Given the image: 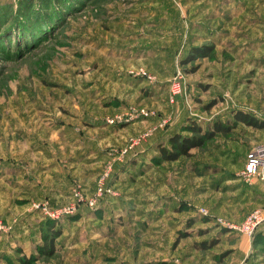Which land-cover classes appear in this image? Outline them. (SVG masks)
Returning <instances> with one entry per match:
<instances>
[{"label":"rangeland","instance_id":"obj_1","mask_svg":"<svg viewBox=\"0 0 264 264\" xmlns=\"http://www.w3.org/2000/svg\"><path fill=\"white\" fill-rule=\"evenodd\" d=\"M235 112L264 120V0H0V264H264L229 226L264 214V129L159 151Z\"/></svg>","mask_w":264,"mask_h":264},{"label":"trees","instance_id":"obj_2","mask_svg":"<svg viewBox=\"0 0 264 264\" xmlns=\"http://www.w3.org/2000/svg\"><path fill=\"white\" fill-rule=\"evenodd\" d=\"M19 8H21V5ZM16 10L17 9H15V11ZM233 116L234 117L232 121L229 120L226 123L216 122L214 124L213 131L204 130L195 122L190 123V125L185 127V131L192 134L191 137L184 136L179 133L171 135L168 139L169 146L159 148L162 159L164 161H175L180 156H188L190 150L200 146L207 140L213 139L215 135H228L239 123H245L249 127H253L256 129H264V120H259L254 116L242 112H235L233 113ZM58 223L59 222L47 219L42 225V239L45 242V245L44 247L40 248L41 251L43 250L47 253V251L54 249V239H56L57 235H59L60 233L59 229H57L56 227L57 225H59ZM23 263H28V261L24 259Z\"/></svg>","mask_w":264,"mask_h":264},{"label":"built area","instance_id":"obj_3","mask_svg":"<svg viewBox=\"0 0 264 264\" xmlns=\"http://www.w3.org/2000/svg\"><path fill=\"white\" fill-rule=\"evenodd\" d=\"M178 85H179L178 83H174L171 89L174 91H179L180 88L178 87ZM139 116L143 118H150L152 115H150L149 112L142 111L141 113H139ZM140 140L141 139L137 140L130 149L138 145L141 142ZM128 150H126L125 153L128 152ZM250 157L251 158L249 159V163L247 164L246 171L243 173V175H241V177H244V179L248 182L251 180L252 176L257 174L259 167L264 164V147L262 146L256 147L255 151L252 153ZM102 181H104V179ZM108 192H109L108 185H106L104 181V183L100 185L99 190L96 194V197L92 201L89 202V207L93 209L98 208V202L99 200H101L100 199L101 196L107 195ZM76 196L78 195L76 194ZM98 197H100L99 200H97ZM77 211H78L77 207L66 206L58 210H51V209L50 211L47 210L46 214L48 215V219L55 221V222H61L65 217H70L74 215ZM202 214L207 215V212L205 211ZM263 222H264V214L261 211L257 210L245 222L243 228L235 226V225H229V226L232 230H236V231L242 230L244 232L252 234L254 231H256L259 228V226ZM224 224L226 225V223Z\"/></svg>","mask_w":264,"mask_h":264}]
</instances>
